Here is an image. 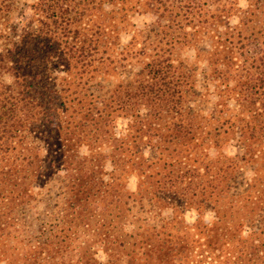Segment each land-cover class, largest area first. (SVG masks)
<instances>
[{
	"label": "trees",
	"instance_id": "1",
	"mask_svg": "<svg viewBox=\"0 0 264 264\" xmlns=\"http://www.w3.org/2000/svg\"><path fill=\"white\" fill-rule=\"evenodd\" d=\"M219 1L0 0V264H56L44 223L24 236L39 252L16 246L54 179L52 239L90 224L111 243L99 264H199L160 208L264 203V0Z\"/></svg>",
	"mask_w": 264,
	"mask_h": 264
},
{
	"label": "rangeland",
	"instance_id": "2",
	"mask_svg": "<svg viewBox=\"0 0 264 264\" xmlns=\"http://www.w3.org/2000/svg\"><path fill=\"white\" fill-rule=\"evenodd\" d=\"M21 2H30L31 0H20ZM208 2L207 7L214 9L217 3L221 4L219 0H205ZM239 4L243 6L246 1L238 0ZM136 26L138 28L143 27V22L147 19V15L135 16ZM231 23L236 22V16L230 17ZM132 32L121 33V44L126 43ZM183 53L186 55H191L192 50L184 49ZM228 152L233 154L236 152L235 148H229ZM245 176H252V173L246 172ZM63 180L54 179V185L50 188L51 200L48 203L47 207L44 206L38 207L37 209L33 208L30 210L29 214L23 216L25 221L23 225L27 231L24 235V231L16 240L17 250L19 252H25L26 250H33L34 252H39L42 248L39 247V244L30 245L31 243L28 240H25L24 236L27 237L31 233L32 229L41 224H46V227H49V231H46L47 235V244H43V247L49 246L54 248L51 251L54 253V263L56 264H99L96 259L95 251L102 252L105 250V246L110 243L108 237H104V233L98 234L96 229L89 230L90 224L86 228L88 230L78 231L75 236L62 237L59 238V243H55L56 240H53V234L58 231L59 227L54 226L55 220L52 216L49 215V209L52 207L57 211L58 203L60 202L64 194L61 195L60 190L63 184ZM124 184L129 191L133 192L136 189V181L133 176H129L124 179ZM259 184V180H255L254 188ZM60 205V204H59ZM42 210V214H39V210ZM209 208H197L190 207L182 213L173 212L170 208H160L162 216L168 218H173L177 221L176 226H179L181 230H184L187 233V236L184 237L188 245H191L193 249L192 255L199 254L197 256L200 260L199 264H264V203L259 205L258 203L249 204L244 203L236 206H224L222 209L214 208L208 210ZM47 210V211H46ZM55 211V212H56ZM146 213L137 214L138 218H143ZM39 218V219H37ZM80 218V217H78ZM98 218V217H96ZM96 219L92 221V227L95 228ZM135 220V219H134ZM143 219L136 221L137 224H143ZM78 221V220H77ZM154 220L152 219L151 224ZM239 221H244L246 225H251V229H248L247 226H243L242 229L237 227ZM262 224L261 228L259 227ZM126 225H124V231H115L111 230L112 237L114 238L118 233L125 232L127 235L130 230L133 228V217L131 215L127 216L125 220ZM205 226V227H204ZM46 228V230H48ZM102 229V228H101ZM203 230L198 232V230ZM263 230L262 233H259V230ZM103 231V229H102ZM167 231L170 234H175V229L168 227ZM91 232L93 234H88ZM106 232V231H104ZM41 232L38 233V235ZM51 234L52 237H48ZM37 235V236H38ZM163 234L157 237H151L148 239L146 249H150L153 254H160L162 251V238ZM140 237H137L139 239ZM166 238L169 241L170 236L166 234ZM179 240V238H175ZM116 243V242H115ZM150 244V245H148ZM2 249V248H1ZM14 249V251H17ZM113 250V249H111ZM102 254V253H101ZM13 256V255H12ZM102 260H105V255H100ZM180 264H192L189 258L180 259ZM22 262V261H21ZM20 262V264H21Z\"/></svg>",
	"mask_w": 264,
	"mask_h": 264
}]
</instances>
